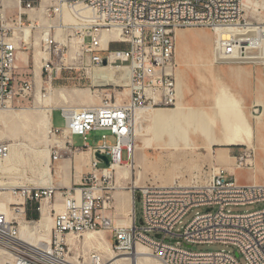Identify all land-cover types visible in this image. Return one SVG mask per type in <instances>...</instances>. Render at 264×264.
Returning <instances> with one entry per match:
<instances>
[{
  "label": "built area",
  "instance_id": "obj_1",
  "mask_svg": "<svg viewBox=\"0 0 264 264\" xmlns=\"http://www.w3.org/2000/svg\"><path fill=\"white\" fill-rule=\"evenodd\" d=\"M3 0H0V4ZM35 0H17V13L8 18L0 11V108L12 105L15 98L31 96L34 80L16 82L18 53L24 41H16L29 20L27 12ZM69 5L82 3L94 12V19H82L73 29L80 38L81 56L68 47L49 42V58L42 64L41 78L51 84L62 70L79 71L77 81L91 83L87 68L111 62L130 67L128 94L122 84L98 85L102 91L97 106L80 109L59 108L62 127L51 129L53 135L68 134L62 148L55 142L50 161L63 154L87 150L89 170L78 183L69 187L26 184L9 188L14 201L0 210V264H99L97 251L72 254L68 236L84 232H109L115 253H132L136 245L146 247L163 264H239L237 255L225 251H195L192 244L222 243L234 246L247 264H264V207L234 212L231 206L264 203V183L240 184L224 168H216L203 183L161 185L145 183L133 190L132 223L114 221L116 167L134 164L137 147L133 131V113L139 108L174 106L176 86L174 56L176 31L204 27L215 33L220 60L259 63L264 75V60L259 55L264 40V24L244 17V0H61ZM53 7L49 14H56ZM26 16V17H25ZM33 24L32 21L28 25ZM35 24L32 27L35 28ZM112 28L121 31V40H110L105 47L100 32ZM218 30V31H217ZM221 31V33H219ZM125 47H111L112 44ZM104 55H101V54ZM105 60V64H103ZM79 63L80 65H76ZM126 95L125 100L123 99ZM100 133L94 145L89 135ZM71 136H79L82 145H72ZM110 136L114 141L110 140ZM242 146L237 157L253 166V152ZM126 152L123 161L122 151ZM10 151V143H0V161ZM105 155L108 163L97 157ZM135 170V166L133 167ZM123 178V177H121ZM135 192L141 203L142 218L135 223ZM59 196L58 206L56 198ZM49 200L50 231L44 236L40 216L42 201ZM196 207L191 220L175 232L183 217ZM38 214V218L32 216ZM39 223L40 234L33 239L21 234V224ZM155 234L154 237L149 235ZM159 235V237H157ZM171 238L172 241H167ZM110 264V263H107Z\"/></svg>",
  "mask_w": 264,
  "mask_h": 264
},
{
  "label": "rangeland",
  "instance_id": "obj_2",
  "mask_svg": "<svg viewBox=\"0 0 264 264\" xmlns=\"http://www.w3.org/2000/svg\"><path fill=\"white\" fill-rule=\"evenodd\" d=\"M6 2V1H4ZM57 0H35L34 6L35 9L27 12V16L29 18L28 21L25 22L24 30L21 33L20 37L22 40H25V44L21 46L20 51L22 53H26L27 59L26 62H20L17 75L16 82H19L21 79L34 80L35 86L31 96L26 98H19L18 96L15 98L12 103V107L17 109V107H27L28 110V119L30 123L28 124V128L19 127V122L12 119L11 123H13L15 130L8 132V136L6 139L0 140L1 142H8L15 139L28 138L31 141H43L47 140L51 146L52 140L54 137L51 133L46 132L42 126H36V123L39 121L38 114V103L36 99V94L44 93V88L48 86V82H46V78L43 75L40 78L41 74V64L42 57H38L37 50H43L45 45L44 41L52 38L54 35H58V31L53 28L49 29V26H55L61 23V16L58 14L52 13L49 14L50 10L55 6ZM246 2V1H245ZM257 7V8H256ZM260 7V8H259ZM264 7V0H252L251 5L247 2L245 3V11L244 17L248 21H252L254 23H263L264 24V11L262 8ZM26 17V16H25ZM32 21L33 24L28 25V23ZM36 25L35 28L32 25ZM74 26L61 27L60 31H63V40L66 42L67 46H69L68 38L71 39V45L75 47V39L79 38L78 35L74 32ZM182 33L186 36H190L194 34L197 37V41H192V39H188L186 45H179L178 43V34ZM215 35L214 33L204 27L197 28H186L180 29L176 31V47H175V56H174V71H176L179 75L184 76L187 83H179L181 86L183 84V88H187L185 90L181 88L182 93L181 96H185L182 100L185 105L193 106L197 108L204 109L209 114L213 112V102H214V94H213V81L214 77L218 76L220 78H225L223 72L221 71L220 65L226 66L230 71V76H233L232 81L234 84H231V90L234 93L235 97L242 101L244 104V110L249 118L253 116H258L264 107V75L262 73V69L259 63L247 62V63H227L224 60H220L217 52V61L214 62L212 60L213 54V46ZM48 43V41L46 42ZM45 43V44H46ZM122 44V43H121ZM44 46V47H43ZM60 48L63 46L60 45ZM117 47L116 44H112L111 46ZM120 47H125L120 46ZM80 48V46H79ZM20 52V53H21ZM75 49H71V53L73 54ZM20 55V54H19ZM101 55H104L103 53ZM39 59V67L34 65L35 58ZM79 71H71V70H62L59 77L52 81L51 84V97L50 104L53 108L57 107H70V108H80L84 106H96L100 103V97L102 95V91L100 89L95 90V87L89 88V83L85 82V80L78 82L77 77ZM114 84V83H113ZM180 85H178L180 87ZM189 87H186L188 86ZM187 94L189 95L186 100ZM63 95V96H61ZM126 95L124 96V100ZM253 100L250 102V100ZM249 103L251 106H249ZM259 103L263 104L260 105ZM164 107V106H160ZM52 108V109H53ZM156 108V107H154ZM0 113H3L6 117H11L12 112L9 110L0 109ZM61 116L58 111L54 112L53 122L55 125H58L60 122ZM40 124V123H39ZM260 142L258 140V133L256 134L254 139L252 140V145L256 148V162L262 159L263 168L261 169L262 178L261 181L264 182V132H261ZM100 137V133L93 132L89 135V143L94 145ZM110 140L114 141V138L110 136ZM263 141V142H262ZM54 142V141H53ZM137 148L135 151L136 162H135V170H131L129 174V182L136 181V185H142L145 183H154L161 185H169L173 183L179 184H189L191 181H199L203 183L212 172L216 171V168H224L225 170L232 171L235 170H248V166L243 163L239 168L237 165V157L242 154V150H232L230 148L242 147L240 145H231L226 147V150H223V154L226 155L225 162L218 163L214 157V155L218 152V148L220 146H213V150L204 151L203 149L197 150L194 153H189L188 151H179V152H171V151H158L154 149H142L140 146L142 142L139 138L136 137ZM162 143L172 142L176 143V140H164ZM178 143H181L180 140H177ZM200 146L205 145L206 141L203 137H200L197 141ZM74 146H81V138L79 136L74 137ZM35 147L38 148L37 157L38 161L33 163L32 166L25 165V170H22L29 176L32 180L28 181L23 172L20 170L15 176H4L0 178V183L4 185H12L13 181L17 182L19 186L26 184H37V185H45L42 184V179L40 177V169L43 165L44 157L47 153H45L46 146L43 142H35ZM216 148V149H215ZM229 150V151H228ZM249 150V149H248ZM250 151V150H249ZM215 152V153H214ZM238 152V153H237ZM88 155V153H87ZM44 156V157H43ZM49 156V153H48ZM122 160H126V152L122 151L121 154ZM42 161V162H41ZM83 162V161H82ZM230 165V166H229ZM22 165H20L21 167ZM28 167V168H27ZM30 167V169H29ZM228 167V168H226ZM32 168V169H31ZM52 168V166H51ZM231 169V170H230ZM31 171V172H30ZM250 171V170H248ZM256 173L258 172V168L255 169ZM260 172V171H259ZM118 175V174H117ZM239 178L244 180V176H240ZM65 177V185H69L68 176L64 173ZM236 178V177H235ZM133 184V183H132ZM132 184H128L131 186ZM118 185V182H117ZM125 181H122L121 186H125ZM126 189L125 191H127ZM124 190H116L115 197L118 194L123 193ZM135 223L137 225L140 224V219L142 218L141 213V203L138 200L137 193H135ZM119 198L117 197V201ZM264 207V203H256L244 206H231V210L234 212H242L246 210H253L256 208ZM206 207H196L189 211L182 219V224H178L175 226V232H180L182 227L186 225L191 218L194 216L196 211H205ZM120 209L116 204V214L113 216V219L117 223H123L127 225L128 219L124 214H119ZM37 219V218H36ZM109 244L111 242V235L109 232H102ZM152 237L155 234L150 233ZM167 241H172L169 238ZM83 245V249H82ZM72 254H76L77 252L85 254L87 252L96 251L94 247L84 244L82 242V237H77L76 245L71 246ZM111 249V247H110ZM190 249L195 251H220L225 250L233 253L235 255L237 249L232 245L222 244V243H211V244H192ZM124 256L132 257L128 254H122ZM153 256V255H152ZM155 257V256H154ZM156 258V257H155ZM157 259V258H156ZM158 260V259H157ZM128 261V260H126ZM130 261V260H129ZM237 261L239 264H247L246 259L242 254L237 255Z\"/></svg>",
  "mask_w": 264,
  "mask_h": 264
},
{
  "label": "bare ground",
  "instance_id": "obj_3",
  "mask_svg": "<svg viewBox=\"0 0 264 264\" xmlns=\"http://www.w3.org/2000/svg\"><path fill=\"white\" fill-rule=\"evenodd\" d=\"M4 1V0H3ZM251 5L252 0H244ZM6 1L5 3H8ZM3 4V3H2ZM58 7L59 15L61 16V23L55 26H49V29L53 28L58 31V35H54L52 38L44 41V49L37 50L38 57H42V64L45 60L49 58V42L54 41L59 46L68 47L70 50L75 49L77 52H73L75 55L81 56L79 43L80 38L75 39V47L71 45V39L68 38L69 46H67L66 42H64L62 36L63 31H60L61 27H69L76 26L80 24L82 19H94V12L92 9L88 8L86 5L82 3H77L73 5H69L67 3L62 2L61 0H57L54 7ZM257 8V7H256ZM260 8V7H259ZM35 9L29 10L32 11ZM264 11V7L262 8ZM18 11V10H17ZM16 11V13H17ZM245 11V8H244ZM24 30V26L21 29L16 41L19 42L22 40L20 35ZM180 30V29H179ZM218 31V30H217ZM214 33V32H213ZM221 33V31L219 32ZM215 35V33H214ZM100 40L103 47L107 45L110 40L119 41L121 40V31L116 28H112L109 30H102L100 32ZM178 43L179 45H186L188 39H192V41H197V37L192 34L190 36H186L182 33L178 34ZM48 41V43H46ZM214 41V40H213ZM46 43V44H45ZM110 47V43H108ZM21 52V51H20ZM18 53V58L22 62H26L27 55L26 53ZM217 48L214 42L213 46V54L212 60L214 62L217 61ZM20 54V55H19ZM259 55L261 60H264V40L262 42V46L259 51ZM38 57L34 60V65L39 67V59ZM227 63H238V62H230L228 60L222 59ZM41 64V69H42ZM118 63L111 62L110 64L102 67H90L87 68L88 76L91 79V83L89 88L95 87L98 85H109L113 83H120L125 87V94H128V86H129V77H130V67L128 64L123 63L120 66ZM76 65H80L76 63ZM176 71H174V75ZM41 76V74H40ZM177 83H187L184 76H181L177 73ZM41 78V77H40ZM176 80V79H175ZM176 82V81H175ZM52 84V83H51ZM51 84H48L46 88H44V93H37L36 99L38 103V114L39 121L36 123V126H42L43 129L51 133V111L53 106L50 104L51 97ZM231 84L233 82L227 81L225 78H220L218 76L214 77L213 81V94H214V102H213V112L209 114L207 111L201 108L188 106L184 104L182 100L185 96H181L182 93L181 88L185 90V93H188L187 88H183L180 84L179 87V95H178V104L173 109H156V108H139L136 109L133 113V131L135 138H139L142 142L140 146L142 149H154L158 151H171V152H179V151H188L189 153H194L197 150L203 149L205 152L213 150V146H220L218 148V152L214 155L216 161L218 163L225 162L226 155L223 154V150H226V147L231 145H244L248 149L253 152V166L251 167V171L253 177L249 181L250 184L256 183H264L256 181V171L255 169L258 167L263 168V166H257L256 162V148L252 145V140L254 139L255 132L258 133V140L260 142V134L262 128H264V108L262 112L258 116H253L250 119L244 110V104L241 100L237 99L234 93L231 90ZM176 86V83H175ZM186 87H189L186 86ZM264 87V84H263ZM63 96V95H61ZM189 95L187 94L186 100ZM101 102V97H100ZM100 104V103H99ZM98 104V105H99ZM252 104V103H251ZM249 103V106H251ZM261 104V103H260ZM97 106V105H96ZM88 106L80 107L86 108ZM93 107V106H90ZM164 107H173V106H164ZM73 109L70 107H57V109ZM74 108V109H80ZM4 110H9L12 112L11 117H6L3 113H0V140L6 139L8 136V132H12L15 130L13 123L11 120L14 119L19 122V127L22 129L28 128L30 120L28 119V108L27 107H17L14 109L12 105L7 106L5 108H0ZM40 123V124H39ZM215 124H218L217 127ZM52 134V133H51ZM53 135V134H52ZM54 140H52V144L58 142L60 147L62 148V152H64V146L68 139L67 132H63L61 135H53ZM176 140V143L166 142L162 143L164 140ZM200 137H203L206 141L205 145L200 146L198 144V140ZM177 140H180L181 143H178ZM54 141V142H53ZM35 142H43L46 146L45 153H47L43 160V165L40 169V177L42 179L41 183L47 185L51 182L52 174H51V163L48 156V152L50 149V144L47 140L43 141H31L28 138L15 139L9 141L10 143V151L9 154L0 161V178L6 176H15L18 171L25 170V165H31L37 162L39 159L37 157L38 148L35 147ZM137 148V147H136ZM229 148V147H228ZM216 149V148H215ZM229 151V150H228ZM215 153V152H214ZM67 154V153H66ZM87 152H79L76 154V158L81 161L87 160ZM42 162V161H41ZM136 156L134 158V164L125 163L122 166L116 167V184H115V192L116 190H124L121 194L118 201L115 203L114 214H116V204L120 209L119 214H124L127 219V225L132 223V218H130L132 213V204H133V190L136 186V181L129 182V174L130 171L135 166ZM262 163V159L260 160ZM20 165H22L20 167ZM230 166V165H229ZM28 168V167H27ZM228 168V167H226ZM30 169V167H29ZM32 169V168H31ZM249 169V168H248ZM231 170V169H230ZM23 172V171H22ZM31 172V171H30ZM118 174V175H117ZM23 175L27 178L28 181L32 179L27 176L25 172ZM123 177V178H121ZM122 181H125L126 185L121 186ZM118 182V185H117ZM132 184L128 186V184ZM37 185V184H36ZM40 185V184H39ZM19 186L17 182L13 181L12 185H4L0 183V210H5L7 208V204L9 202L14 201V197L10 194L9 188ZM22 186V185H21ZM128 189L127 191H125ZM114 192V197H115ZM116 198V197H115ZM59 196L56 198V207L58 206ZM52 207L51 202L47 199L42 201L40 205V216L42 218V222L44 223V236L47 238L49 235L51 223L49 211ZM39 223L35 222L30 225L25 223L21 224V234L23 236H27L30 239L36 238L40 233ZM79 237H82V242L84 244L90 245L95 248L98 255L100 256L99 264H163L159 260H157L150 251L140 245L137 244L134 252L125 253L129 256H124L122 253H115L110 249V244L103 233L100 231L95 232H84ZM69 246L76 245L77 237L76 236H68L67 238ZM83 249V245H82ZM83 257H85V253L83 252ZM4 259V253L0 250V261ZM128 260V261H126ZM130 260V261H129Z\"/></svg>",
  "mask_w": 264,
  "mask_h": 264
},
{
  "label": "crops",
  "instance_id": "obj_4",
  "mask_svg": "<svg viewBox=\"0 0 264 264\" xmlns=\"http://www.w3.org/2000/svg\"><path fill=\"white\" fill-rule=\"evenodd\" d=\"M4 1H9V2L5 3ZM4 1H2L3 4L2 3L0 4V11H3L4 14L8 18H11L16 14V11L19 8V4H18L17 0H4ZM116 45H117V47L124 46V44H116ZM20 62H22V61H20L18 58V62H17L18 67H19ZM220 67H221V71L223 72V74L225 76V79L229 82L234 83V81H232V80L235 77L230 76L231 70H229L226 66H224L222 64L220 65ZM175 79H176L175 80L176 81V104H178L179 87H178V83H177V79H178L177 72L175 74ZM21 80H25V79H21ZM252 101L253 100L251 99L250 102H252ZM260 105L263 106V104H260ZM175 107H176V105L173 107H161V108H156V109H164V108L173 109ZM55 111H58L60 116H61V112L59 109H57V108L52 109V111H51V129L56 128V127H62L64 124L62 117H61L58 125L54 124L53 116H54ZM215 125L217 127H219L218 124H215ZM261 132H264V128H262ZM74 137L75 136H71L72 145H74V143H73ZM81 145H82V141H81ZM52 146L53 145L50 146V149L48 152L49 153V159H50L51 152H52ZM230 149L240 151L242 149V147H235V148H230ZM81 151L88 153L86 161L82 162L81 160H78L76 158V154L81 152ZM81 151H75V152H72L70 154H63L59 160H57L55 162L50 161L51 166H52V168H51L52 179H51L50 183H52L53 185H55L57 187H60V186L69 187V186H74L75 184L78 183L81 176L89 170L88 160L90 158V154L87 150H81ZM260 160L257 161V166H263V163H261ZM261 169H262L261 167H258V172L256 173V181H261V178H262ZM248 170L251 171V168H249ZM248 170H236V169L234 170L233 169L232 171L227 170V172L229 173V175H231V174L234 175L236 177V180L238 183L250 184L249 181L253 177V175H252L253 173L252 172L250 173V171H248ZM64 173H66L68 176L69 185H65ZM239 173H240V176L245 177L244 180L241 181V179L238 176ZM117 197L120 198V194H118ZM117 197L115 198L116 201H117Z\"/></svg>",
  "mask_w": 264,
  "mask_h": 264
},
{
  "label": "water",
  "instance_id": "obj_5",
  "mask_svg": "<svg viewBox=\"0 0 264 264\" xmlns=\"http://www.w3.org/2000/svg\"><path fill=\"white\" fill-rule=\"evenodd\" d=\"M103 64H105V60H103ZM96 156L99 157V158H101V159H103L105 164L108 163L107 157L105 155H99L97 153ZM157 237H159V235H157ZM235 254L238 255L237 253H235Z\"/></svg>",
  "mask_w": 264,
  "mask_h": 264
},
{
  "label": "trees",
  "instance_id": "obj_6",
  "mask_svg": "<svg viewBox=\"0 0 264 264\" xmlns=\"http://www.w3.org/2000/svg\"><path fill=\"white\" fill-rule=\"evenodd\" d=\"M135 199H136V197H135ZM32 216H33L34 218H38V214H37V213H33Z\"/></svg>",
  "mask_w": 264,
  "mask_h": 264
}]
</instances>
